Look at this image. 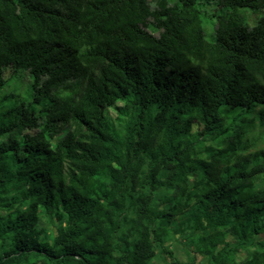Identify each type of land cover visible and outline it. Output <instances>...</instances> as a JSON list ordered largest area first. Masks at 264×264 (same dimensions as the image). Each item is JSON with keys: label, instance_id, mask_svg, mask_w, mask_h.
<instances>
[{"label": "trees", "instance_id": "trees-1", "mask_svg": "<svg viewBox=\"0 0 264 264\" xmlns=\"http://www.w3.org/2000/svg\"><path fill=\"white\" fill-rule=\"evenodd\" d=\"M6 68L0 264H264V0H0Z\"/></svg>", "mask_w": 264, "mask_h": 264}, {"label": "rangeland", "instance_id": "rangeland-1", "mask_svg": "<svg viewBox=\"0 0 264 264\" xmlns=\"http://www.w3.org/2000/svg\"><path fill=\"white\" fill-rule=\"evenodd\" d=\"M197 9L200 10L202 27L205 32L206 39H210L213 35L214 23L215 20L211 19L209 15L214 12L216 9L213 4L201 6L198 2ZM239 13L245 18V23L251 27L255 19L260 17V13H252L247 9H239ZM4 78L6 79V85L0 90V98L8 97L7 100H2L4 107L10 106L12 103L20 104L23 103L28 105L29 102V84L30 78L24 73L17 71L15 74H12L10 68L4 69ZM9 95H12V98H9ZM111 118H114V112L109 111ZM200 127H195L194 130H199ZM254 133H259L261 140V146L264 145V129L257 128ZM46 224L45 222H43ZM51 233L54 232V229L51 226H48ZM188 232L183 234L170 237L166 242V247L172 253L173 262L166 255H162L158 252V247H156V257L151 262V264H178L180 262H185L191 259V244L188 242L187 236ZM243 256V254H241ZM199 259H197V262Z\"/></svg>", "mask_w": 264, "mask_h": 264}]
</instances>
